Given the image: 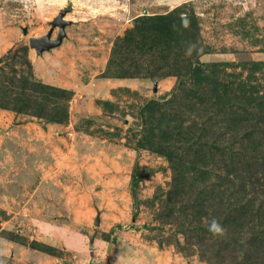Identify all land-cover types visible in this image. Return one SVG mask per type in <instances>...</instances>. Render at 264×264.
<instances>
[{
    "label": "rangeland",
    "instance_id": "374dc122",
    "mask_svg": "<svg viewBox=\"0 0 264 264\" xmlns=\"http://www.w3.org/2000/svg\"><path fill=\"white\" fill-rule=\"evenodd\" d=\"M90 263L264 264V0H0V264Z\"/></svg>",
    "mask_w": 264,
    "mask_h": 264
},
{
    "label": "water",
    "instance_id": "95a60500",
    "mask_svg": "<svg viewBox=\"0 0 264 264\" xmlns=\"http://www.w3.org/2000/svg\"><path fill=\"white\" fill-rule=\"evenodd\" d=\"M66 15H67V10L66 9L61 10L59 14L55 17V19L51 21L52 27L47 34L40 36V37H36V36L30 37L29 39L30 46L36 49L39 54H43L45 51H48V50H51L52 48L60 46L63 43L64 38L67 35V32H66L67 26L71 24V21L65 18ZM57 27H59L58 35L56 38H53V32L55 28ZM23 32L27 34L28 33L27 28H24ZM112 116L126 121V119H124L120 115L112 114ZM96 223H98V220ZM90 248L91 249L94 248L93 238L91 239V242H90Z\"/></svg>",
    "mask_w": 264,
    "mask_h": 264
}]
</instances>
